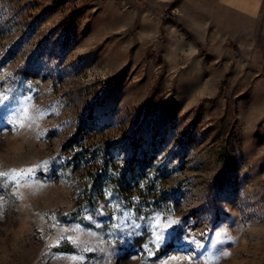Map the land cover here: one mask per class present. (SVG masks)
<instances>
[{"label":"rangeland","instance_id":"obj_1","mask_svg":"<svg viewBox=\"0 0 264 264\" xmlns=\"http://www.w3.org/2000/svg\"><path fill=\"white\" fill-rule=\"evenodd\" d=\"M238 3L0 0V264H264V4Z\"/></svg>","mask_w":264,"mask_h":264},{"label":"trees","instance_id":"obj_2","mask_svg":"<svg viewBox=\"0 0 264 264\" xmlns=\"http://www.w3.org/2000/svg\"><path fill=\"white\" fill-rule=\"evenodd\" d=\"M135 147L138 146V143L134 142L133 144ZM102 149H104V153H107V149L104 148V146H99L97 147V150L95 149L94 150V153H98V152H101ZM106 155V154H104ZM104 155L101 154V157ZM107 164V162L103 163L102 166L99 168V170L97 172H91L89 173V176L87 177V181H86V184H85V191H86V194L84 196V201L86 204H90L91 206L95 207L98 205L97 203V199H95V193L93 190L95 189H99L101 194H103V189L104 186L106 184H113L114 187H116L115 191L118 193V192H122V189L120 187L119 184H121L119 182V180L115 179V176H113L112 174H110L108 172V170L106 168H104V166ZM64 218V217H63ZM69 217H65L64 219H66ZM79 219L80 221H82L83 223H86L85 220H83L82 218H77ZM59 251L62 250V251H66V252H75V248H73L71 245H67V244H64V245H61L59 248H57Z\"/></svg>","mask_w":264,"mask_h":264},{"label":"crops","instance_id":"obj_3","mask_svg":"<svg viewBox=\"0 0 264 264\" xmlns=\"http://www.w3.org/2000/svg\"><path fill=\"white\" fill-rule=\"evenodd\" d=\"M238 6L240 7H256L260 8L264 4V0H238ZM234 216V222L237 221L240 217L238 213H232ZM228 223V222H227Z\"/></svg>","mask_w":264,"mask_h":264}]
</instances>
